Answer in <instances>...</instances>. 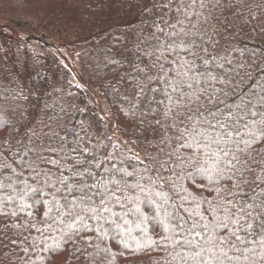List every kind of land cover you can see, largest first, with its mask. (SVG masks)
<instances>
[{
  "label": "snow or ice",
  "instance_id": "obj_1",
  "mask_svg": "<svg viewBox=\"0 0 264 264\" xmlns=\"http://www.w3.org/2000/svg\"><path fill=\"white\" fill-rule=\"evenodd\" d=\"M131 8L93 46L95 87L0 70V264H264L261 14Z\"/></svg>",
  "mask_w": 264,
  "mask_h": 264
},
{
  "label": "rangeland",
  "instance_id": "obj_2",
  "mask_svg": "<svg viewBox=\"0 0 264 264\" xmlns=\"http://www.w3.org/2000/svg\"><path fill=\"white\" fill-rule=\"evenodd\" d=\"M110 2L107 6L106 0L83 4L78 0H0V70L16 73L18 82L27 87L35 82L37 70L53 84L76 76L87 86L81 55L85 52L88 57L97 41L103 42L101 29L111 20L127 19L132 12L125 0ZM62 58H67V69ZM96 99L103 108V101Z\"/></svg>",
  "mask_w": 264,
  "mask_h": 264
},
{
  "label": "trees",
  "instance_id": "obj_3",
  "mask_svg": "<svg viewBox=\"0 0 264 264\" xmlns=\"http://www.w3.org/2000/svg\"><path fill=\"white\" fill-rule=\"evenodd\" d=\"M78 1H80V3L83 4L84 2H87L90 0H78ZM111 1H113V0H111ZM125 3L127 6V10L132 11V8H131L132 0H125ZM248 3L250 4V6L252 7L254 12L261 14V19L264 20V0H248ZM106 5L107 6L111 5L110 0H106ZM133 18H134L133 16L127 15L128 20H131ZM117 21H120V20L118 19ZM115 22L116 21L111 20L109 23L113 24ZM247 46L249 47V49L256 48L258 50L262 47L259 37H257L255 40L247 41ZM93 55H94V51L92 53H90V55L88 57H85V52L81 55L82 60L84 61V66L82 69V75L88 84L91 83L93 85V87H95V81L90 80L91 71L89 68V65L91 64V57ZM69 79H70V77L66 76L64 78V81L61 84H63L65 87H67V82L70 81ZM147 261H148V257L146 255L127 254L124 257H120L117 261V264H147ZM50 264H81V262L79 260L75 259V257H73L72 250L69 249L67 251H64V252L58 254L55 257V259H51Z\"/></svg>",
  "mask_w": 264,
  "mask_h": 264
}]
</instances>
